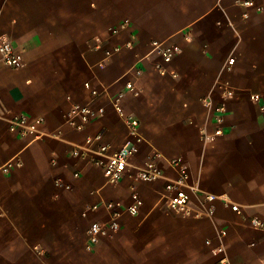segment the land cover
Returning <instances> with one entry per match:
<instances>
[{"label":"crops","instance_id":"obj_1","mask_svg":"<svg viewBox=\"0 0 264 264\" xmlns=\"http://www.w3.org/2000/svg\"><path fill=\"white\" fill-rule=\"evenodd\" d=\"M0 41L22 60L0 62V165L14 161L0 172V264H216L215 229L227 233L230 264H264V0H0ZM154 43L180 48L165 65L175 77L156 70ZM92 90L104 115L75 131L62 117ZM120 93L143 138L131 162L158 153L162 180L106 184L101 169L71 155L88 138L111 152L128 140L112 104ZM20 115L42 119L50 136L11 133ZM166 160H181L197 184L195 207L204 194L219 198L212 220L165 209L164 186L175 178ZM133 192L138 214H122L119 230L87 251L90 225L108 220L100 200L126 207Z\"/></svg>","mask_w":264,"mask_h":264},{"label":"built area","instance_id":"obj_2","mask_svg":"<svg viewBox=\"0 0 264 264\" xmlns=\"http://www.w3.org/2000/svg\"><path fill=\"white\" fill-rule=\"evenodd\" d=\"M245 8H254L256 11H261V8L255 6L252 1L242 3ZM123 27V26H120ZM112 34L117 33V30H111ZM151 52L159 55L161 63H156L155 68L159 74H169L175 77L174 72L169 71L165 65L169 64L172 59L180 54L181 50L178 46L157 44L152 45ZM0 62L9 67H20L22 60L19 54L14 51V48L8 41H0ZM140 70H135V75L139 76ZM89 88V84H85ZM134 85L130 82L125 84V90L133 92ZM92 100L85 105H72L69 110L63 115V123L75 131H82L84 126L90 122L101 118L104 115L102 107H94L93 102L98 96L95 90L91 91ZM123 94L120 93L112 102L118 114L122 117L123 123L127 129L128 140L124 145L111 152L108 145L100 144L99 137L94 139L88 138L83 146H75L71 155L83 160H87L93 166L99 168L103 172L106 184H116L123 178H128L133 183H151L164 179L163 174L156 163V159L161 158L158 153H154L142 166L132 164V158L138 152V146L143 142V138L139 133V122L136 119L124 117L118 103ZM225 96H232V90L227 89ZM252 100L258 101L259 96H252ZM203 105L210 111L212 109V101L210 97L202 99ZM223 107L214 109V119L218 125L223 123L222 114ZM43 120L40 118L30 119L20 115L12 118L9 121V130L11 133H16L21 137L30 136L32 140H38L47 136L41 131ZM216 135L221 134V130L215 132ZM167 164L175 174V178L167 180L164 186L165 194L162 196L165 209L169 213H174L187 218H207L212 220L214 207L212 203L219 199L213 195L204 194L202 200H197V207L192 204V198L197 197L200 192L196 183L191 182L190 175L181 160L167 161ZM14 166V161L0 165L1 173H8ZM75 174L74 177H77ZM59 183V181H58ZM69 189V187H66ZM224 201V200H223ZM227 202V201H225ZM100 206L106 211L108 220L104 223H93L87 231L86 250L91 251V248L96 245L101 238L107 237L110 233L119 230L118 220L122 214L136 216L142 205V201L136 192L131 194V204L124 207L119 202H104L100 200ZM233 212H239L237 205L229 204ZM97 206H93L91 210H95ZM255 229L262 228V225L255 221H251ZM227 233L223 229H215L216 246L213 248V254L218 257L216 264H230L225 248V238Z\"/></svg>","mask_w":264,"mask_h":264}]
</instances>
